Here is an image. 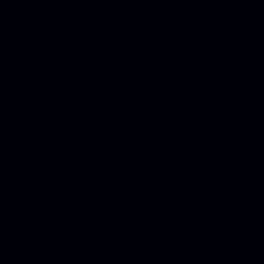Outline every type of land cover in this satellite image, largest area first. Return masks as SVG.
<instances>
[{
  "label": "water",
  "instance_id": "water-1",
  "mask_svg": "<svg viewBox=\"0 0 264 264\" xmlns=\"http://www.w3.org/2000/svg\"><path fill=\"white\" fill-rule=\"evenodd\" d=\"M0 171L67 264H264V0H0Z\"/></svg>",
  "mask_w": 264,
  "mask_h": 264
}]
</instances>
